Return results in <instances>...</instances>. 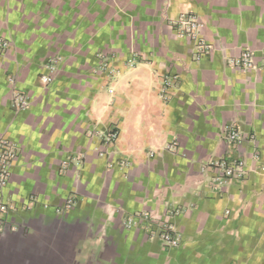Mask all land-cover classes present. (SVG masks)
<instances>
[{
    "label": "crops",
    "instance_id": "obj_1",
    "mask_svg": "<svg viewBox=\"0 0 264 264\" xmlns=\"http://www.w3.org/2000/svg\"><path fill=\"white\" fill-rule=\"evenodd\" d=\"M184 13L213 45L199 61ZM0 38V136L19 147L0 264H264V0H0ZM223 157L244 176L215 182ZM143 211L180 245L124 226Z\"/></svg>",
    "mask_w": 264,
    "mask_h": 264
},
{
    "label": "built area",
    "instance_id": "obj_2",
    "mask_svg": "<svg viewBox=\"0 0 264 264\" xmlns=\"http://www.w3.org/2000/svg\"><path fill=\"white\" fill-rule=\"evenodd\" d=\"M173 30L182 37H186L193 42V57L196 61L209 56L213 51V45L201 35V22L195 13H184L172 22ZM7 48V43L0 38V50ZM230 64L241 70H249L254 66V54L251 49L243 50L239 55L229 59ZM44 83H49L51 78L44 76ZM175 76L165 75L163 78L162 95L168 96V90L175 84ZM30 105L28 95L20 90L14 93L12 106L15 109H25ZM224 137L229 145L236 147L244 140V135L235 125L224 126ZM119 137V131L113 129L105 137L106 143H113ZM172 147H175L173 143ZM19 154V147L15 141L0 136V232L14 229L7 220L10 211L15 209V205L2 198L3 190L9 184L11 178V166ZM122 164H126L123 160ZM210 165L218 172L214 181L224 185L228 180L243 177L245 174L244 160L241 157L220 158L214 160ZM72 199H68L66 207L72 206ZM123 224L126 228L140 227L146 229L151 237L158 238L167 247H178L181 243L180 234L171 223L155 220L148 212H138L127 215Z\"/></svg>",
    "mask_w": 264,
    "mask_h": 264
}]
</instances>
